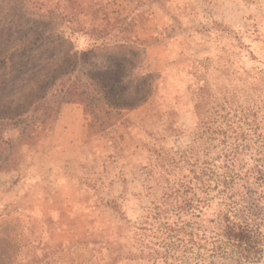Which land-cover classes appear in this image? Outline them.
<instances>
[{"label": "rangeland", "instance_id": "rangeland-1", "mask_svg": "<svg viewBox=\"0 0 264 264\" xmlns=\"http://www.w3.org/2000/svg\"><path fill=\"white\" fill-rule=\"evenodd\" d=\"M115 1L0 0V83L2 74L15 72L0 86V264H179L182 245H197L218 213L217 191L207 176L193 170L221 166L223 148L233 144L239 126L245 129L257 105L264 104L259 93L264 96V0H214L227 5L230 20L208 14L203 33L192 5L203 0H133L145 18L156 7L157 21L163 23L154 36L162 47L149 40L146 49L117 44L96 50L101 57L127 55L134 72L151 58L162 60L160 70L147 74L151 85L142 92L123 88L134 98L123 100V89L108 96L129 109H110L105 102L91 107L92 97L78 94L72 96L74 102L49 94L39 112L16 107L38 73L58 84L68 80L62 72L71 46L79 51L96 47L88 37L101 31L124 36L134 21L122 16ZM110 22L121 26L111 28ZM58 37L64 41L50 45ZM181 54L183 67L173 63ZM29 57L26 69L14 67ZM83 66L103 78L102 69L92 72L89 61L77 65L74 75ZM22 73L27 74L15 77ZM146 96L145 102L153 98L157 109L152 125H146L151 107L136 118L129 115ZM34 116L45 124L32 125ZM160 123L164 128L154 131ZM84 129L89 139L80 185L93 197L95 229L87 241L69 245L59 235L63 220L50 195L58 183L65 185L54 150L82 137ZM96 142L102 144L95 147ZM236 158L245 168L252 165L247 155ZM114 175L117 195L107 199ZM105 199L102 213L98 207ZM183 223L190 224L193 234L181 244L175 235Z\"/></svg>", "mask_w": 264, "mask_h": 264}, {"label": "trees", "instance_id": "trees-1", "mask_svg": "<svg viewBox=\"0 0 264 264\" xmlns=\"http://www.w3.org/2000/svg\"><path fill=\"white\" fill-rule=\"evenodd\" d=\"M223 4V2L216 4L214 0H203L202 3L200 1H192V5L198 13L197 16L202 27L199 28L201 29L198 30L199 32H204L203 28L206 26L204 22L208 14L213 15L215 19L223 20L219 17V12L225 11ZM141 11L130 12L127 15L134 23L132 24L131 21V26L126 28L128 30L122 38L115 36L110 30L106 33L101 31L100 35L97 34L94 37H88L96 47L79 51L71 46V49L65 52L64 64L66 65V69L62 72L63 74L69 75L67 76L68 80L58 84L49 79L48 75L40 79L41 76L38 73L36 76L37 79L26 86L28 95H25L21 99L17 98L16 107H25L28 111L39 112L45 107L41 104V101L49 94H63L67 102H74L72 96L78 94V96L86 95L87 99H90L91 96V107L98 108V103L105 102L110 109H129V107H126L127 105L114 104L108 96L112 95V93H118L119 90L128 85V87L136 89L137 93L142 92L146 86L151 85L149 83V75L147 76V74L154 72L151 70L150 61L149 64L144 66L137 65L138 67H142L143 70L134 72L135 70L133 68L136 66H131L130 59L127 55L120 54L101 57L96 50L117 44L127 46L139 45L146 49V45L144 44L149 40L140 35L141 28H143V23L146 19ZM110 25L111 28H117L120 24L110 22ZM92 26L96 29L99 27L96 25ZM157 27H159L158 24H156L155 30ZM97 31L100 32V30ZM60 40L61 38L58 37L57 40L49 41V43L55 47V42ZM61 41H64V39ZM153 41L157 42L161 48V39L158 36H155ZM31 60L32 58L29 57L24 62V65L17 66L16 64L14 67L22 71V69H26L28 64L31 63ZM85 61L92 63L93 67L89 66L92 67V72L95 68L102 69L103 78L101 79L97 72L90 73V70H85L84 66L80 68L81 71H79V74L74 75L77 65L84 64ZM72 65L75 66L69 70L68 68ZM29 70L27 69L25 72ZM14 74V70L9 71L8 74H2L0 86L6 85L7 78ZM24 74L27 73H22L15 77L19 78ZM113 74L114 78L111 77ZM257 91H260V88H257ZM119 93L126 94L123 100L127 99L128 96L134 98L136 95L133 94L132 96V93L124 89ZM259 93L264 102V96H262L261 92ZM97 95L100 97H97ZM147 99L148 96L142 98L140 102L143 103ZM12 105L13 102L10 106ZM255 109L253 114L254 118H251L247 122L246 128L242 129V125H240V130L235 132L233 144L223 148V153L220 155V157H223V164L221 166L212 164V166H206L203 171L202 169L199 170V168L193 170L195 175L201 172L202 175L209 178L207 180L209 182L208 185H210L212 190L217 191V196L220 199V207L216 217L211 221V226L205 229L200 236V242L197 245L195 243L190 246H187V244L182 245L183 250L181 254L177 255L179 264H260L263 259L264 104H258ZM92 113L96 115L94 118L97 119V114L94 111ZM16 117L12 115V118ZM12 118L10 117V119ZM45 121L40 116L31 118L32 125H44ZM163 128L164 124L160 123L154 131L162 130ZM58 151L55 148L54 152L57 153ZM237 155L249 156L252 160V165L245 168L244 164L236 163ZM43 195L41 194V196ZM48 195L46 194L44 196L49 197ZM50 195L53 196L54 194ZM197 207H199V204ZM176 231L177 235H175V238L181 244L184 242L186 236L193 234V229L188 223H183L178 226ZM171 244L169 243L167 246L168 252L173 250L170 247ZM177 251L179 253V250Z\"/></svg>", "mask_w": 264, "mask_h": 264}, {"label": "crops", "instance_id": "crops-1", "mask_svg": "<svg viewBox=\"0 0 264 264\" xmlns=\"http://www.w3.org/2000/svg\"><path fill=\"white\" fill-rule=\"evenodd\" d=\"M119 2L120 0H116L115 6L116 9L121 10L122 16H127L130 12L138 11L133 3V0ZM219 3L220 2H216V4ZM154 9L156 10V7L151 8V14L146 17L145 22L143 23V28H141L140 35L145 39L152 40V46L159 48V44L154 42L153 38L155 37V26L161 22V20L157 21V13ZM227 11L219 12V17L223 20L229 21L230 18ZM162 45L163 43L161 42V47ZM182 60L183 55L181 54L179 57L174 59L173 63L183 67L185 64L181 62ZM149 61L152 71H158L161 69L162 60H160L159 57L151 58ZM165 66H167V62L163 65V67ZM152 99L153 98L145 102L141 108H135L130 111L129 115L136 118L139 116L140 111H142L143 108L151 107L153 111L146 120V125H152V123H154V119L156 118V116L153 115L154 111L157 112V109H154L155 100ZM84 130L85 132L82 137L69 139L56 148L59 150L57 152L59 154V160L57 161L58 164L56 165V168L63 171L65 185L63 186L58 183V187L51 198L56 201L55 210L59 214V218L63 220L62 226L59 227L61 228V233L59 235L64 237V240L69 245H75L76 243L87 241L88 237L95 229V222L92 214V208H95L92 202L93 197L88 190L83 187V185H80L82 184V175H84L82 171V163L84 157L87 155L85 146L89 139L88 129ZM101 144L102 143L100 142L94 143L95 147H98ZM110 179L113 181L110 183L111 185L109 189L111 191H108L106 196L107 199L117 195L114 186L118 184V179L116 178V175ZM107 199H105V204L102 207H98L99 212H105L108 203ZM70 217L71 219L69 224V222L66 221L69 220Z\"/></svg>", "mask_w": 264, "mask_h": 264}]
</instances>
